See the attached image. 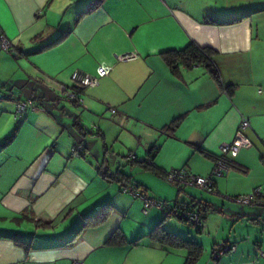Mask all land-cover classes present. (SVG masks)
<instances>
[{
	"label": "crops",
	"instance_id": "1",
	"mask_svg": "<svg viewBox=\"0 0 264 264\" xmlns=\"http://www.w3.org/2000/svg\"><path fill=\"white\" fill-rule=\"evenodd\" d=\"M1 35L12 52L2 49ZM191 44L212 51L219 80L205 65L179 61L172 69L163 58ZM131 53L137 58L117 60ZM99 67L111 72L81 91L83 104L66 100L61 87L72 86V75H96ZM29 100L40 108L17 119V104ZM243 117L252 147L214 179L216 195L186 187L178 189L183 197L161 198L205 210L201 232L181 221L166 230L156 209L145 215L142 203L122 195L132 185L108 182L98 170L112 172L111 155L128 151L141 160L156 148L158 171L150 172L158 180L170 170L209 177L215 162L203 151L220 156ZM99 137L104 156L93 148ZM77 145L83 156L73 154ZM133 171L117 169L153 198ZM260 186L264 0H0V264H185L186 249L151 238L158 224L202 246L196 264H264V207L227 199ZM106 204L110 215L83 228ZM116 230L123 242L108 244ZM226 244L237 248L213 259Z\"/></svg>",
	"mask_w": 264,
	"mask_h": 264
},
{
	"label": "built area",
	"instance_id": "2",
	"mask_svg": "<svg viewBox=\"0 0 264 264\" xmlns=\"http://www.w3.org/2000/svg\"><path fill=\"white\" fill-rule=\"evenodd\" d=\"M1 44L2 49L6 53L12 52L13 45L11 41L4 35L1 36ZM136 56V53L126 54L118 56L117 60H134L137 58ZM110 72L111 68L109 67H99L96 75H88L76 72L72 75V86H62L61 94L64 95L66 100L74 103L75 105L80 106L83 104L81 91L86 88L97 87L99 85L100 80L108 76ZM39 108L40 107H38L36 103L31 100L19 102L17 104L15 116L17 119H21L22 116H24L29 109L37 110ZM111 112L112 114H115L116 111L112 110ZM250 127L251 126L249 119L243 117L234 139L231 142H226L221 145L220 157L222 158L215 162V166L212 170L211 176L198 177L190 175L184 170H172L170 173H167L169 181L175 183L181 188L193 187L207 194L216 195L217 192L215 189L214 179L225 176L230 170L228 162L235 159L242 150L249 149L250 147H252V142L246 134ZM73 154L76 156H83V148L79 145L75 146L73 148ZM127 158L129 161H133L134 159H136V155L130 153ZM123 191L124 193H128L132 195L135 199H140L143 202L142 211L145 215H147L152 209H157L159 211H162L165 220H185V222L193 228L204 229L205 227L206 218H204V213L193 211L184 204L172 205L164 201H158L153 198H150L144 192L140 190H134L131 187H125ZM227 199L241 205L264 207V189L259 187L250 194L239 195L236 197H227ZM235 250V245H226L217 255H215V257L217 258L219 257V255H223ZM262 256L264 257V252H262ZM74 264H81V262L77 261Z\"/></svg>",
	"mask_w": 264,
	"mask_h": 264
},
{
	"label": "trees",
	"instance_id": "3",
	"mask_svg": "<svg viewBox=\"0 0 264 264\" xmlns=\"http://www.w3.org/2000/svg\"><path fill=\"white\" fill-rule=\"evenodd\" d=\"M102 2H103V0H96V3L98 5H101ZM1 36H3V35H1ZM60 40H61V38L58 39L57 41L51 43L49 46H46L44 48L39 49L37 52H40L41 50H44L45 48H48L54 44H57ZM212 54H213L212 51L207 49V48H201L195 44H191L184 50H172V51H168L166 53H163L162 55H163V58L167 61L168 65L172 69L175 68L176 64L179 61H181L187 65L198 63L200 65H205L206 67H208L210 69V71L212 72V74L214 75V77L217 80H219L220 78L218 77V71H217V69H216V67H215V65L211 59ZM225 90L227 92L229 91L228 88H225ZM180 120L181 119H179L178 121H175L176 123L174 122V125H176L177 122H179ZM13 137H14V135L8 139V142L11 141ZM156 150H157L156 148H154V149L152 148V150L150 151V157L147 159L139 160L138 157L136 156V159H134L131 162L133 164H138V165L142 166L143 168H145V170L158 171V168L155 166L154 161L152 159V155L156 152ZM203 153L206 156L212 158L214 160V162H216L222 158L220 156L211 155V154L206 153L204 151H203ZM228 164L231 168L233 166L232 165L233 161L228 162ZM98 170H99L100 174L102 175V177L108 182H118V183L127 182L128 184L133 186L132 188L134 190H140L142 187L140 184H138L137 182L134 181L132 176H127L122 172H117L114 174L111 173L110 170L108 169V166L101 165L98 168ZM122 191H123V189H122ZM164 202H166L168 204H172V205L184 204L188 208L195 211L192 208V205H190V204H186V203L178 202V201H175L173 203H170L167 201H164ZM111 210H112L111 204L104 205L94 215L84 218L83 228L88 227V226H95V225L102 223L110 215ZM197 212L204 213V218L207 217V213L205 210L197 211ZM163 219L165 220L164 215H163ZM180 221L183 223H186L185 220H180ZM35 223L37 225H45V223H42L39 221H36ZM195 229L197 232H201L203 230L201 228H195ZM150 236L156 243H158L164 247L175 248V249L176 248L186 249L188 251V255H187L185 264H196L197 261L199 260V258L201 257L202 253H203V248L201 245L197 244L193 240H188V239H185L182 236H179L175 233L166 231L162 227L161 224H158L151 231ZM123 239H124V235L122 234V232L120 230H116L113 233V235L110 237V239L108 240V244H111V245L112 244H119V243L123 242ZM231 245H234V244H231Z\"/></svg>",
	"mask_w": 264,
	"mask_h": 264
},
{
	"label": "rangeland",
	"instance_id": "4",
	"mask_svg": "<svg viewBox=\"0 0 264 264\" xmlns=\"http://www.w3.org/2000/svg\"><path fill=\"white\" fill-rule=\"evenodd\" d=\"M96 139L97 140H95V142H94L95 144L92 143L93 144V148H94L95 152H97L98 154H100L102 152V156H104L105 155V148H103L104 144L102 143L100 137L96 138ZM127 153H128V151H126L125 154H124V156L126 155L125 158H122L120 155H115V156L111 155L110 156V165H109V167L112 168V172L111 173H113V174L116 173L117 169L119 168V166H122L123 169L126 170L127 174H131L132 169H134L133 173L136 175L137 179L140 180V181H145L151 187L152 191H151L150 195L153 198H155V199L157 198V200H160V201H164L163 199H161L162 196H168V198H170L171 200L176 199L177 195H179L178 194V189L181 188V187H179L175 183L170 182L169 179H168L167 174L165 175V177L163 179H161L162 181L158 180L156 178V176L153 175L150 171L145 170V168H143L142 166H140L138 164H133L131 161H129L128 158H127L128 157ZM137 167H138L139 170L137 169ZM171 171L172 170H170L169 173ZM257 188H259V187H257ZM257 188H255V189H257ZM261 188H263V187H261ZM116 193H117V191H116ZM122 195H124V197H127L126 199H129V201H139L140 203H142V206H143V202L140 199H136L135 200V199H133V196L128 194V193H124ZM159 196H161V197H159ZM179 196L183 197L184 193H181ZM228 201H230V200H228ZM230 202L231 203H235L233 201H230ZM235 204H237V203H235ZM248 207H255V206H248ZM258 207L263 208V206H258ZM154 212H155V213H153L154 215L155 214L160 215V217L163 219L162 211H159V210L156 209ZM142 217L137 216V218L139 220H141ZM172 221H174V222L171 223V221H169V220H165L164 221V225H165L166 230L174 231V230H177L178 228L181 227L178 224L179 220L174 219ZM189 226H184V227L187 230L189 228ZM205 227H206V225H205ZM189 229H191V228H189ZM192 231H195V228L192 227L191 232ZM226 245H229V244H226ZM226 245H224V246H226ZM224 246H223V248H224ZM235 247L237 248L236 245H235ZM181 251L182 252H180L178 254L179 256L181 255L180 257H182V255L184 253L183 250H181ZM219 252H213L212 253V258L216 259L215 255H217ZM219 256H221V255H219Z\"/></svg>",
	"mask_w": 264,
	"mask_h": 264
}]
</instances>
